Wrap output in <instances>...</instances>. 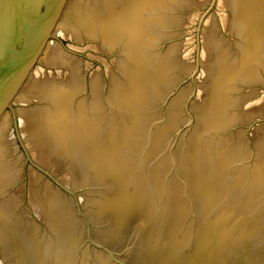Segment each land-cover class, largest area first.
Returning <instances> with one entry per match:
<instances>
[{"label":"water","instance_id":"1","mask_svg":"<svg viewBox=\"0 0 264 264\" xmlns=\"http://www.w3.org/2000/svg\"><path fill=\"white\" fill-rule=\"evenodd\" d=\"M0 264H264V0H0Z\"/></svg>","mask_w":264,"mask_h":264},{"label":"clouds","instance_id":"2","mask_svg":"<svg viewBox=\"0 0 264 264\" xmlns=\"http://www.w3.org/2000/svg\"><path fill=\"white\" fill-rule=\"evenodd\" d=\"M73 140H75V137H73Z\"/></svg>","mask_w":264,"mask_h":264}]
</instances>
